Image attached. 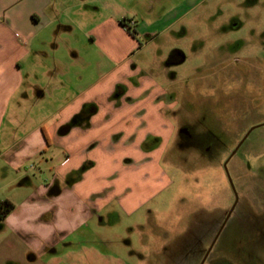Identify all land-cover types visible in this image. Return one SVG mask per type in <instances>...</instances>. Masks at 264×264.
Wrapping results in <instances>:
<instances>
[{"label":"crops","instance_id":"obj_1","mask_svg":"<svg viewBox=\"0 0 264 264\" xmlns=\"http://www.w3.org/2000/svg\"><path fill=\"white\" fill-rule=\"evenodd\" d=\"M144 3L155 13L161 0ZM161 20L153 14L143 28L89 11L84 0H0V173L11 174L12 188L29 186V161L49 146L64 154L51 179L21 202L19 191L0 194L14 205L0 220V264H128L86 227L118 217L117 207L137 212L160 189L148 183L165 178L159 149L172 126L161 124V51H143L161 43ZM26 103L49 112L35 123L22 113ZM84 106L95 111L81 115ZM126 165L144 182L135 193L112 174Z\"/></svg>","mask_w":264,"mask_h":264},{"label":"rangeland","instance_id":"obj_2","mask_svg":"<svg viewBox=\"0 0 264 264\" xmlns=\"http://www.w3.org/2000/svg\"><path fill=\"white\" fill-rule=\"evenodd\" d=\"M84 1L89 11L97 7L102 16L108 11L115 12L143 28L151 22L153 14L161 13V43L143 49H150L152 57L161 51V101L173 94L179 102L174 110L205 115L204 126L218 138L215 150L209 154L178 146L175 138L179 124L196 120L162 117L161 124L172 126L162 153L159 149V165L165 175L160 181H166L148 183L149 187L160 189L137 212L128 213L117 207L118 217L113 220L106 217L101 223L98 219L89 222L86 231L97 232L95 239L101 242L102 250L120 255L128 264H184L181 261L186 256L191 258L189 262L197 264L212 237V226L223 218V210L233 200L223 163L250 129L227 169L240 196L239 207L245 208L243 219L247 222L256 219L263 225L264 0H192L190 5L185 0H161L155 13H150L144 0ZM106 2H110L108 7ZM87 41L85 50L89 48ZM144 42L142 38L141 43ZM173 50H180L185 61L167 66L166 59ZM48 112L47 108L30 103L22 110L35 123ZM157 141L153 142L154 147ZM63 157L60 147L49 146L29 161L26 167L33 166L29 186L25 181L22 186L12 188L8 184L11 174L0 173V194L19 191L16 200L21 202L27 189L51 179ZM113 172L117 176L112 178L120 188L129 187L125 191L128 194L143 186L144 182L135 183L136 179H132L136 177L130 174L128 165ZM128 180L129 184H125ZM2 236L0 233V239ZM231 236L228 227L218 241L216 254L225 249ZM237 249L230 247L228 257L232 258ZM252 249L250 253L264 259V246Z\"/></svg>","mask_w":264,"mask_h":264},{"label":"flooded vegetation","instance_id":"obj_3","mask_svg":"<svg viewBox=\"0 0 264 264\" xmlns=\"http://www.w3.org/2000/svg\"><path fill=\"white\" fill-rule=\"evenodd\" d=\"M250 1L253 2L254 0H250ZM166 61H167L166 62L167 66H176L182 63L183 61H185V56L180 50H173L169 54ZM173 96H174L173 94H169L163 100L164 116H168L170 118L178 117L184 120L185 119L196 120V122L194 123L185 121L182 124H179L177 130L175 129L177 136V138H175L176 145L187 146L208 154L211 153V151H214L216 147V141L218 138L217 136H215V134H213V132L209 128L204 126L202 120L206 118L205 115L202 114L197 115V113L189 112V111L178 113L176 110H174V107L178 106L179 102L175 101ZM246 166L247 168H249L250 167L249 163H247ZM226 179L228 182V186L231 190V193L233 195L232 203L229 205L227 210L226 209L223 210L222 212L223 218L220 219V221L216 220V224H214L215 226L214 225L212 226L214 227L212 237L210 239L208 246L205 248L204 252H202L200 257H199L200 252L198 251L197 257H199V259L197 264H264L263 257L257 254L253 255L252 253H250L253 250L252 248L264 246V224L262 225L261 222L256 219L254 222H247L243 219L242 211L245 208L240 209L239 207L240 196L237 191V188L234 184L232 177L230 176L229 178L227 173H226ZM248 210H252V208H249ZM228 227L231 228V233H232V236L229 239V243L226 245L225 249L221 250L220 253L216 254L215 251L218 246V241L219 239H221L222 235L224 234V231ZM235 246L238 249L236 252L235 251L233 252L235 253L234 256L232 258L228 257L227 255V253L229 252L228 249L230 247H235ZM247 249H249V251ZM202 250L203 248L200 251ZM194 251L196 253L197 250ZM189 259L191 258L186 256L185 258L182 259L181 262H183L184 264H192L193 262H189Z\"/></svg>","mask_w":264,"mask_h":264},{"label":"trees","instance_id":"obj_4","mask_svg":"<svg viewBox=\"0 0 264 264\" xmlns=\"http://www.w3.org/2000/svg\"><path fill=\"white\" fill-rule=\"evenodd\" d=\"M86 106H84V108L81 110V115L85 113L86 116H88L95 111V106H91L89 108H86ZM78 116L79 115L75 116L73 121L70 122L69 124H66L60 127L59 132L60 133L66 132L68 128L70 127V124H72ZM13 208H14V205L11 201H9L8 199L0 198V220L4 219L7 216V214H9L13 210Z\"/></svg>","mask_w":264,"mask_h":264},{"label":"water","instance_id":"obj_5","mask_svg":"<svg viewBox=\"0 0 264 264\" xmlns=\"http://www.w3.org/2000/svg\"><path fill=\"white\" fill-rule=\"evenodd\" d=\"M252 129H250L245 135L244 137L241 139V141L237 144V146L234 148V150L230 153L229 157L225 160V162L223 163L224 169L228 175V177L230 178L229 172L227 170V162L229 161V159L236 153L237 149L239 148V146L241 145V143L247 138L248 134L251 132ZM231 181V179H230Z\"/></svg>","mask_w":264,"mask_h":264}]
</instances>
